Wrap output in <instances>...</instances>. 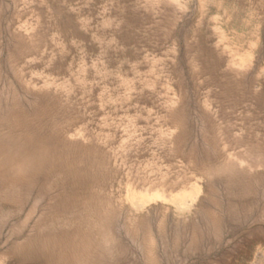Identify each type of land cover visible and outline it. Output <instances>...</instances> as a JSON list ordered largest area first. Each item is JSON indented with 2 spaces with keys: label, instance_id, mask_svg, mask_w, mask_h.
<instances>
[{
  "label": "rangeland",
  "instance_id": "rangeland-1",
  "mask_svg": "<svg viewBox=\"0 0 264 264\" xmlns=\"http://www.w3.org/2000/svg\"><path fill=\"white\" fill-rule=\"evenodd\" d=\"M16 70L70 94L77 127L99 135L116 170L126 215L99 264H264V0H0L6 94ZM229 71L246 85L234 109L222 89ZM205 113L221 128L206 132ZM208 137L235 154L251 148L240 167L255 185L189 159ZM24 218L0 208V264H51L18 249L33 232Z\"/></svg>",
  "mask_w": 264,
  "mask_h": 264
},
{
  "label": "bare ground",
  "instance_id": "bare-ground-1",
  "mask_svg": "<svg viewBox=\"0 0 264 264\" xmlns=\"http://www.w3.org/2000/svg\"><path fill=\"white\" fill-rule=\"evenodd\" d=\"M62 9L55 8L58 16H62ZM21 36L18 42H24ZM12 61L8 62L11 67ZM234 61L229 65L234 66ZM19 71L13 74L18 86L8 85V94L0 88V208L10 207L13 218L24 215L21 226L33 224L30 236L21 234L17 240L18 249L32 258L42 257L51 264H99L110 254L114 246L112 233L126 215L121 196L112 191L116 170L110 165L111 159L100 144L99 135L86 134L83 126L77 127L80 116L70 94L63 98L61 93L50 89L47 81L38 87V83L32 78H23L25 73ZM234 74V71L227 72L222 83L224 95L236 96L228 103L232 109L239 106L246 95L243 93L246 85L236 80ZM205 115L206 132L221 128L212 124L209 114ZM227 115L223 107L220 116ZM232 129V125L226 128L231 132ZM242 139L238 137L235 142L241 143ZM110 140L106 137L103 145ZM250 152L251 148L235 154L221 140L208 137L203 148L195 142L188 157L197 166L215 167L230 185L243 183L244 187H250L255 185L258 176L253 178L240 167ZM131 195L137 212L141 204L134 202V193Z\"/></svg>",
  "mask_w": 264,
  "mask_h": 264
}]
</instances>
